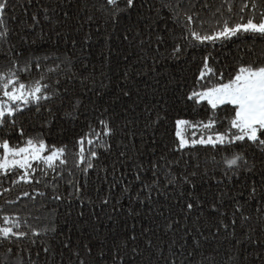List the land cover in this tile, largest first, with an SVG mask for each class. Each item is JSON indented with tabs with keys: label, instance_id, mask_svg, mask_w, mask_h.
<instances>
[{
	"label": "trees",
	"instance_id": "16d2710c",
	"mask_svg": "<svg viewBox=\"0 0 264 264\" xmlns=\"http://www.w3.org/2000/svg\"><path fill=\"white\" fill-rule=\"evenodd\" d=\"M5 3L0 103L13 113L0 117V143L42 140V156L64 148L66 163L0 170V228L14 222L13 232L24 233L0 236V264H264V151L247 140L180 149L176 135L177 120L210 117L212 129L182 126L183 135L228 131L231 105L213 110L189 96L241 66L264 65V36L200 43L186 17L195 21L188 27L214 35L225 21L258 20L253 0ZM205 57L215 75L201 79ZM37 81L47 99L12 103L3 94ZM82 138L85 156L97 153L86 173Z\"/></svg>",
	"mask_w": 264,
	"mask_h": 264
},
{
	"label": "snow or ice",
	"instance_id": "6c2138e0",
	"mask_svg": "<svg viewBox=\"0 0 264 264\" xmlns=\"http://www.w3.org/2000/svg\"><path fill=\"white\" fill-rule=\"evenodd\" d=\"M261 2L264 3V0H261ZM107 3L115 6L118 5V0H107ZM126 4L128 8H132L135 6V0H126ZM246 7L247 5L245 4L241 7L240 11L243 12ZM5 8V0H0V11ZM252 8L256 9L257 13H260V18L258 20L250 17L245 23H237L234 26H230L228 22L225 21L222 29L216 32L215 35H201L198 31L188 27V25L195 22L194 17L189 15L186 17V32L190 34L193 41L200 43H204L206 41L215 42L220 38H230L240 32H250L264 36V12H261V10L257 8L256 0H253ZM229 11H231V9H229ZM33 19H35V17H33ZM241 19L243 20V17H241ZM3 24L4 21L0 20V26H3ZM5 35V32H0V38ZM179 50V47H177L176 51L178 52ZM209 73L215 75L212 68L209 67L208 57H205L203 68L200 71V78L203 79ZM0 79H2V77H0ZM13 83L14 81L9 78L3 83V88L8 89V86ZM46 87L47 85L42 86L40 82L37 81L33 87L28 88L26 91V85L24 83H19L18 87H14L11 91L5 90L3 94L12 103L22 101L26 104L28 103L29 98L33 101L47 99L48 97L46 96L38 95L42 92V88ZM194 98L197 99V102L206 100L213 110L217 109L220 105H231L233 115L228 118L230 128L224 133H217L215 138H213L212 135H208L206 139L202 136L199 139H192L189 141V139L183 135L184 129L182 126H187L188 128L199 126L205 130H210L213 128L216 121L210 117L209 123L197 122L196 125H193L189 121L177 120L176 135L179 138L180 149L185 148L189 144L192 146L200 144L212 145L215 147L216 144L234 143L236 141L247 140L256 144L262 151H264V65L254 66L249 64L248 66H241L234 75L230 76L227 82H221L202 92H193L189 96V99ZM16 110L19 109L17 108ZM5 113L10 116L13 113V109L6 107L3 103H0V117H4ZM105 127L107 126L105 125ZM231 129H235L236 131L232 132L231 136H229ZM107 134L108 133L106 131L105 135ZM193 135H195V133H193ZM84 139L86 138H82L78 141L81 145L78 156L80 163H86L87 165L83 169L86 173L88 169L93 167L91 159L96 157L97 153L95 151H91L87 157L85 156V148L83 147ZM87 143L91 145L93 141L87 140ZM0 148L3 149V155L0 157V170H11L14 167L27 169L31 167V164L29 163L30 160H42L49 168L54 167V162L56 160H59L60 164L66 163L64 159H61L66 151L64 148L52 149L49 155L42 156L41 153L46 150V146L42 140L34 142L33 139H28L25 147H10L8 141L5 140L3 143H0ZM9 157H12V159H9ZM240 159H243V157L237 155L233 159L228 160L227 163L229 166L236 165L237 160ZM77 167H79V164H77ZM27 176L28 174L25 172L21 179L28 182ZM77 191H79V188H77ZM25 195H27V193H25ZM55 198L60 199L61 197L56 196ZM192 207L193 205L191 203L187 205L188 209H191ZM4 223H9L8 218H4ZM19 227L20 225L18 223L13 222L12 227L0 228V236H3L4 238H8L10 235L23 236L24 233L13 232V228Z\"/></svg>",
	"mask_w": 264,
	"mask_h": 264
},
{
	"label": "rangeland",
	"instance_id": "374dc122",
	"mask_svg": "<svg viewBox=\"0 0 264 264\" xmlns=\"http://www.w3.org/2000/svg\"><path fill=\"white\" fill-rule=\"evenodd\" d=\"M263 5H264V3H263ZM263 12H264V9H263ZM215 35V34H214ZM220 39H222V38H220ZM205 90H207V89H205ZM205 90H203V91H205ZM202 92V91H201ZM208 136V135H207ZM207 136H204L203 138H207ZM213 138H215V135L213 136ZM2 155H3V149L2 148H0V157H2ZM9 159H12V157H9ZM18 159V158H17Z\"/></svg>",
	"mask_w": 264,
	"mask_h": 264
}]
</instances>
